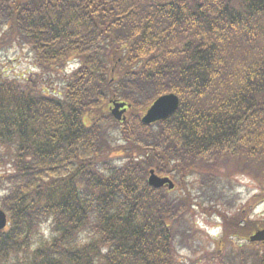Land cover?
Masks as SVG:
<instances>
[{
    "label": "trees",
    "instance_id": "trees-1",
    "mask_svg": "<svg viewBox=\"0 0 264 264\" xmlns=\"http://www.w3.org/2000/svg\"><path fill=\"white\" fill-rule=\"evenodd\" d=\"M13 46L35 71H0V264H193L178 248L223 264L233 248L195 244L192 215L231 239L264 226L248 218L264 203V0H0V56ZM171 93L178 110L142 125ZM151 169L180 193L150 188ZM236 177L257 186L246 201Z\"/></svg>",
    "mask_w": 264,
    "mask_h": 264
},
{
    "label": "rangeland",
    "instance_id": "rangeland-1",
    "mask_svg": "<svg viewBox=\"0 0 264 264\" xmlns=\"http://www.w3.org/2000/svg\"><path fill=\"white\" fill-rule=\"evenodd\" d=\"M25 50L19 51L12 47L10 51L7 52L6 56H0V71L4 72L6 75L10 77H26L30 73L34 72L35 70L31 68L29 60L24 56ZM127 113V112H126ZM126 116V114H125ZM232 183L237 185V192L242 195L243 201H246L250 198L253 194L257 191V186L247 177H236L232 180ZM176 195L180 193L176 189ZM240 201V200H239ZM190 212V216H191ZM234 213L228 212L224 215V219L232 218ZM249 220L251 221H261L264 220V203L253 207L250 215ZM192 221V228L189 231L188 236L192 238V241L195 244H198L200 247H204L203 249L207 250L208 244L211 246L208 248L210 251L218 250L224 248V253L227 254L230 252V247L233 248L232 254L226 256V260L223 264H231V260L236 253V249L240 246L247 247L249 246L247 241V236L250 235L249 232L244 235H240L239 237L229 238L223 232L224 222L221 218H216L213 215L205 216L201 214H194L191 216ZM264 224V222H263ZM262 224H256L257 229H260L263 226ZM185 240V239H184ZM186 241V240H185ZM253 249H261L264 250V244L261 245H252ZM192 257L188 250H181L178 248L177 255L181 256L182 258H191L193 259V264L195 260L200 256ZM185 264H190L187 260H183ZM198 264H204V261L201 260ZM212 264V263H207ZM236 264V263H232Z\"/></svg>",
    "mask_w": 264,
    "mask_h": 264
},
{
    "label": "water",
    "instance_id": "water-1",
    "mask_svg": "<svg viewBox=\"0 0 264 264\" xmlns=\"http://www.w3.org/2000/svg\"><path fill=\"white\" fill-rule=\"evenodd\" d=\"M125 104L113 103V108L111 109V115L115 120L120 121L124 113ZM178 108V99L175 95L169 94L158 98L152 106L146 111L145 116L141 119V122L145 125L164 120L170 115H172ZM124 120V119H123ZM148 184L158 189L164 185H168V189L173 188L172 182L168 178H160L150 171ZM6 225V216L0 211V230ZM250 241H264V229L257 232L254 236L250 237Z\"/></svg>",
    "mask_w": 264,
    "mask_h": 264
}]
</instances>
